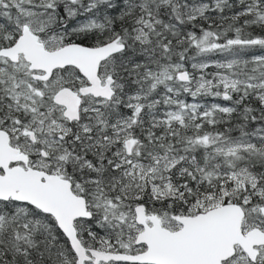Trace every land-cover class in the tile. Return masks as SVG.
<instances>
[{
    "label": "snow or ice",
    "instance_id": "obj_1",
    "mask_svg": "<svg viewBox=\"0 0 264 264\" xmlns=\"http://www.w3.org/2000/svg\"><path fill=\"white\" fill-rule=\"evenodd\" d=\"M0 264H264V0H0Z\"/></svg>",
    "mask_w": 264,
    "mask_h": 264
}]
</instances>
